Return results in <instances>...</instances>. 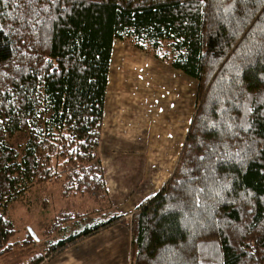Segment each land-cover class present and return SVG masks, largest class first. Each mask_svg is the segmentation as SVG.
<instances>
[{
	"label": "trees",
	"instance_id": "trees-1",
	"mask_svg": "<svg viewBox=\"0 0 264 264\" xmlns=\"http://www.w3.org/2000/svg\"><path fill=\"white\" fill-rule=\"evenodd\" d=\"M126 41L196 83L177 163L129 219L46 255L118 223L130 264H264V0H0V209L49 182L105 198L96 148L113 48ZM26 131L17 162L4 141ZM14 234L0 213V258L35 241Z\"/></svg>",
	"mask_w": 264,
	"mask_h": 264
},
{
	"label": "rangeland",
	"instance_id": "rangeland-1",
	"mask_svg": "<svg viewBox=\"0 0 264 264\" xmlns=\"http://www.w3.org/2000/svg\"><path fill=\"white\" fill-rule=\"evenodd\" d=\"M195 90L196 83L174 71L168 62L155 59L151 52L136 50L128 41L116 42L96 148L105 198L95 202L87 195L64 196L61 181L31 187L0 213L13 224L11 241L26 239L29 229L35 241L22 249L14 248L0 258V264H23L37 255L45 257L39 263L43 264L97 234L122 238L115 226L127 232L130 264V231L118 223L81 237L53 254L46 253L58 242H67L111 219H129L145 197L161 189L177 163L187 122L194 112ZM47 117L46 113L29 130L42 128ZM29 136V131L20 132L4 141L15 151L17 162ZM64 214L70 220L55 228Z\"/></svg>",
	"mask_w": 264,
	"mask_h": 264
},
{
	"label": "crops",
	"instance_id": "crops-1",
	"mask_svg": "<svg viewBox=\"0 0 264 264\" xmlns=\"http://www.w3.org/2000/svg\"><path fill=\"white\" fill-rule=\"evenodd\" d=\"M115 229L121 233L122 238L97 234L91 239L49 257L43 264H121V262L129 264L127 232L118 226H115ZM113 251H115L114 258L112 257ZM107 259H113L115 262L108 263ZM3 264L14 263L5 261Z\"/></svg>",
	"mask_w": 264,
	"mask_h": 264
},
{
	"label": "water",
	"instance_id": "water-1",
	"mask_svg": "<svg viewBox=\"0 0 264 264\" xmlns=\"http://www.w3.org/2000/svg\"><path fill=\"white\" fill-rule=\"evenodd\" d=\"M30 230V229H29Z\"/></svg>",
	"mask_w": 264,
	"mask_h": 264
}]
</instances>
